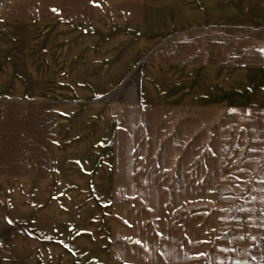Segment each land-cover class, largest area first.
<instances>
[{"label": "crops", "instance_id": "0c3cea01", "mask_svg": "<svg viewBox=\"0 0 264 264\" xmlns=\"http://www.w3.org/2000/svg\"><path fill=\"white\" fill-rule=\"evenodd\" d=\"M117 5L50 0L64 20L32 34L0 23V264H264L263 235L157 256L111 195L123 114L264 112V0Z\"/></svg>", "mask_w": 264, "mask_h": 264}, {"label": "rangeland", "instance_id": "374dc122", "mask_svg": "<svg viewBox=\"0 0 264 264\" xmlns=\"http://www.w3.org/2000/svg\"><path fill=\"white\" fill-rule=\"evenodd\" d=\"M49 1L0 0V23L32 34L62 22ZM110 1L115 9L120 0ZM132 118L119 121L121 180L111 195L121 216H135L136 242L190 262L194 239L264 236V112L229 114L226 126L207 109L144 108ZM88 257L111 263L110 255Z\"/></svg>", "mask_w": 264, "mask_h": 264}, {"label": "snow or ice", "instance_id": "6c2138e0", "mask_svg": "<svg viewBox=\"0 0 264 264\" xmlns=\"http://www.w3.org/2000/svg\"><path fill=\"white\" fill-rule=\"evenodd\" d=\"M262 51H264V49H262ZM234 111V110H233ZM11 222V221H10Z\"/></svg>", "mask_w": 264, "mask_h": 264}]
</instances>
